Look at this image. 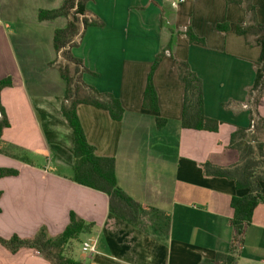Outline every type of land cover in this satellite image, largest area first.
Returning <instances> with one entry per match:
<instances>
[{"label":"crops","instance_id":"obj_1","mask_svg":"<svg viewBox=\"0 0 264 264\" xmlns=\"http://www.w3.org/2000/svg\"><path fill=\"white\" fill-rule=\"evenodd\" d=\"M170 2L87 0L86 17L98 24L82 30L71 52L87 70L82 81L118 99L124 110L117 122L105 110L77 107L87 141L97 156L115 159L116 182L125 194L171 217L166 243L110 214L104 193L71 181L74 135L60 111L65 83L51 65L53 35L68 19L37 20L40 10H56L63 0H10L7 31L0 18V80H12L0 93L10 122L0 147L12 145L30 160L0 154V169L18 172L0 179V238L31 239L42 227L55 237L74 213L93 225L70 254L82 264H205L231 251L230 202L247 192L236 190L232 180L205 176L201 165L238 162L228 147L233 132L250 126L248 93L261 49L255 35L247 44L236 34V26L250 23L241 5L185 0L173 8ZM250 3L256 23L264 26V0ZM224 23L223 33L217 25ZM187 29L204 45L190 44ZM164 50L153 75L159 109L152 112L143 108V94L155 57ZM174 59L186 62L201 81L203 113L219 123L217 132L183 129L184 85ZM257 114L264 118V94ZM156 117L164 127L158 128ZM88 240L96 246L91 255L81 249ZM235 255L236 264H264V203L254 209ZM0 264L50 263L34 250L11 254L0 245Z\"/></svg>","mask_w":264,"mask_h":264},{"label":"trees","instance_id":"obj_2","mask_svg":"<svg viewBox=\"0 0 264 264\" xmlns=\"http://www.w3.org/2000/svg\"><path fill=\"white\" fill-rule=\"evenodd\" d=\"M87 0H63L62 5L54 10H40L37 14L39 22L67 18L63 29H58L53 35L55 61L51 65L57 67L61 79L65 83L63 102L60 111L74 135L73 153L74 166L72 182L88 189L102 192L108 196V211L122 222L138 228L141 232L152 236L159 243H166L170 231L171 217L158 209L143 207L121 190L117 184L115 174V159L97 156L95 149L89 145L77 115V107L86 104L96 109L105 110L113 121H121L124 110L120 101L107 93H99L82 81V74L87 70L83 62L72 55V50L77 47V38L87 26L98 24L93 19L87 18L85 2ZM251 0H225L226 4L237 3L241 5L245 15L250 16V23L236 26V34L243 36L247 44L248 38L255 35L254 43L261 49V57L257 63L254 85L248 93V106L250 116L249 128L237 129L231 134L229 149L238 154V162L228 167H216L210 162L201 165L203 174L207 177L232 180L236 190L246 191L243 197H233L230 205L233 218L229 221L232 229L231 251L227 254H218L214 262L205 264H236L235 251L244 238L246 227L252 219L254 209L258 204L264 203L261 195V185L264 183V118L257 114V106L264 94V26L256 23L254 7ZM220 32H226V23L217 25ZM190 44L204 41L197 38L191 30L184 33ZM165 50L156 55L147 75L146 88L143 94V108L158 112L159 104L153 75L156 72ZM59 58L63 63L59 62ZM177 76L184 85L183 110L181 125L183 129L197 131L217 132L219 123L205 117L203 110L202 83L191 71L186 62L174 59ZM11 78L0 80V93L4 88L11 87ZM9 120L2 107L0 99V142L3 131L9 127ZM158 128L165 126V121L156 117ZM14 152V154L11 153ZM0 154L12 156L20 162L29 164L25 154L12 145L2 149ZM18 172L10 168L0 169V179L8 176L16 177ZM1 196V194H0ZM92 224L85 223L74 213L70 214L69 223L64 231L51 237L48 230L42 227L31 239H20L11 236L9 239L0 238V245L11 251V254L21 249L36 251L50 264H82L71 258L73 244L80 242L79 235L89 234Z\"/></svg>","mask_w":264,"mask_h":264},{"label":"rangeland","instance_id":"obj_3","mask_svg":"<svg viewBox=\"0 0 264 264\" xmlns=\"http://www.w3.org/2000/svg\"><path fill=\"white\" fill-rule=\"evenodd\" d=\"M36 2V5H42L40 3V0H35ZM8 3H10V0H0V15L3 19L2 23H1V27L4 28L5 31H7V14H8ZM5 23V24H4ZM59 62L60 63H63V61L59 58ZM42 159H38L36 160V163H40ZM10 169H13V168H10ZM16 171V170H15ZM85 235V233L79 235V240L81 241L82 237ZM79 243L80 242H77V247L79 246ZM72 251V250H71ZM69 249V251L67 252V255L70 253H72Z\"/></svg>","mask_w":264,"mask_h":264},{"label":"built area","instance_id":"obj_4","mask_svg":"<svg viewBox=\"0 0 264 264\" xmlns=\"http://www.w3.org/2000/svg\"><path fill=\"white\" fill-rule=\"evenodd\" d=\"M185 0H171L170 4L173 8L177 7L179 3H183ZM81 249L84 254L91 255L96 252V246L93 240L82 242Z\"/></svg>","mask_w":264,"mask_h":264}]
</instances>
